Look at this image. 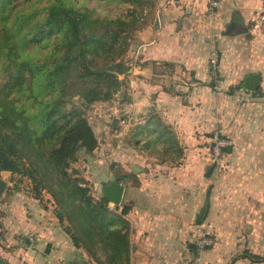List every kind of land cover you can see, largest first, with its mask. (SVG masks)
<instances>
[{"label":"crops","instance_id":"1","mask_svg":"<svg viewBox=\"0 0 264 264\" xmlns=\"http://www.w3.org/2000/svg\"><path fill=\"white\" fill-rule=\"evenodd\" d=\"M209 1L161 0L153 24L139 30L127 74L128 110L133 119L128 139L146 138L155 146L175 147L181 156L196 157L206 153L205 147H184L183 142L189 146L195 140L200 146L207 139L204 132L213 127L232 138L225 153L233 156L240 154L237 147L246 143L255 124L264 136V32L248 36L245 28L251 17L264 14V0H217L212 15ZM229 24H239L244 31L228 34ZM224 26L226 33L221 34ZM212 50L218 52L217 72L222 81L209 80ZM162 64L173 70H163ZM250 66L257 71L248 70ZM243 72L242 82L237 84L236 78ZM254 74L259 75L257 90L261 93L248 99L254 92L242 84ZM225 87L238 89L222 94L220 88ZM152 117L159 118L158 128ZM136 147H129L128 156L151 157L150 145ZM131 167L133 174L126 182L113 181L124 187L120 202H109L116 212L128 206L122 215L129 228L128 264H187L195 253L199 221L210 206L209 186L198 194L200 183L184 167ZM211 170L210 165L204 175L208 177ZM37 232L38 240L49 243L47 259L25 263L4 259L6 264H70L78 257L86 259L59 227L43 224V230ZM31 248L42 251L37 245ZM214 252H203L202 264L218 263Z\"/></svg>","mask_w":264,"mask_h":264},{"label":"trees","instance_id":"2","mask_svg":"<svg viewBox=\"0 0 264 264\" xmlns=\"http://www.w3.org/2000/svg\"><path fill=\"white\" fill-rule=\"evenodd\" d=\"M124 1L129 12L112 17L96 14L87 0H0V172L29 178L35 197L46 190L72 245L97 264L129 263L122 217L128 206L113 211L68 172L78 151L92 152L97 138L82 111L65 104L78 95L85 107L119 90L118 74L129 69L120 57L127 32L150 0ZM152 118L158 128L159 118Z\"/></svg>","mask_w":264,"mask_h":264},{"label":"rangeland","instance_id":"3","mask_svg":"<svg viewBox=\"0 0 264 264\" xmlns=\"http://www.w3.org/2000/svg\"><path fill=\"white\" fill-rule=\"evenodd\" d=\"M87 1L88 7L95 6V13L101 16H122L132 7L124 0ZM160 3L161 0L148 1L144 6L143 16L133 29L128 30L124 51L120 55L128 66L134 61L139 30L153 24ZM140 25L142 27H139ZM245 28L248 36H256L260 30L264 32V21L255 24V21L249 19ZM220 33H226L225 26ZM161 68L173 70V66L163 65ZM248 70L257 71L256 66H250ZM128 71L129 69L118 74L121 82L119 90L107 101H95L83 107L82 99L78 95L66 100L65 108L73 106L79 108L97 138V147L92 152L86 153L82 149L78 151L76 160L71 162L67 169L68 172L73 177L80 178L79 184L88 187L89 194L98 199L103 196L102 187L114 179L126 182L133 174L131 167L133 164L187 168L186 170L193 175V180L200 183L198 194L202 195L209 186L210 206L203 219L199 221V228L212 239V243L203 249L201 264L202 254L208 250L215 251L213 255L218 259L216 264H264V261L251 262L244 256L246 253L264 256V136L260 125L255 124L251 128L249 139L237 147L240 154L236 156L218 149L215 136L218 141L224 143L223 147H229L232 138L220 133L215 127L209 129L208 133L204 132L203 135L207 139L200 146L195 140H192L189 146L183 142L184 147H205L206 153L196 157L181 156V152L175 147L167 149L162 144L155 146L146 138L145 141L137 142L136 137L128 139L127 134L133 121L129 115L127 101ZM243 75L244 72L242 76L236 78L237 84L242 82ZM209 78L211 81L223 79L218 72L211 73ZM237 89L226 90L225 87L220 88V91L226 94L227 91L234 93ZM258 90L253 91L252 95L249 94L248 99L257 98L260 94ZM136 145L140 148L150 145L151 157L128 156L129 147L137 148ZM210 165L212 170L206 177L204 174ZM0 181L5 185L0 194V258L7 262L9 260L21 263L47 259L45 248L49 243L47 240H38L37 231L43 230V224L63 230V226L54 215L56 205L51 195L42 190L39 197H35L32 181L21 174L1 171ZM109 206L113 208L114 205L109 203ZM34 245L41 247L42 251L31 248ZM76 263L97 264L87 257L86 259L78 257L70 262Z\"/></svg>","mask_w":264,"mask_h":264},{"label":"built area","instance_id":"4","mask_svg":"<svg viewBox=\"0 0 264 264\" xmlns=\"http://www.w3.org/2000/svg\"><path fill=\"white\" fill-rule=\"evenodd\" d=\"M218 6L217 0H210L209 1V13L212 15L213 9ZM252 21H255V24L264 21V14L260 15L258 14L257 17H251ZM258 26V25H257ZM209 66L212 74H216L217 67H218V52L216 50H212L210 53L209 58ZM215 143L218 144V149H222L224 143L222 141H218L215 136ZM230 145V144H229ZM222 146V147H221ZM212 243V239L207 236V234L201 232V230L198 232V236L195 240L194 246H195V254L193 255V258L187 262V264H201V253L203 249Z\"/></svg>","mask_w":264,"mask_h":264},{"label":"water","instance_id":"5","mask_svg":"<svg viewBox=\"0 0 264 264\" xmlns=\"http://www.w3.org/2000/svg\"><path fill=\"white\" fill-rule=\"evenodd\" d=\"M243 31L244 28L239 24H229L226 29V32L228 34H235ZM258 85H259V75L254 74L245 79V81L242 84V88L255 91L257 90ZM4 187H5L4 183L0 181V194L4 190ZM123 190H124L123 185L118 182H110L102 187L103 196L113 204H117L120 202Z\"/></svg>","mask_w":264,"mask_h":264}]
</instances>
